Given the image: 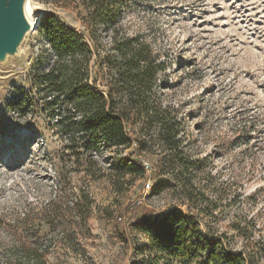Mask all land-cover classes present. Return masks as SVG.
Returning <instances> with one entry per match:
<instances>
[{
  "label": "rangeland",
  "instance_id": "1",
  "mask_svg": "<svg viewBox=\"0 0 264 264\" xmlns=\"http://www.w3.org/2000/svg\"><path fill=\"white\" fill-rule=\"evenodd\" d=\"M27 1L36 25L19 54L0 63V264H146L148 239L135 214L170 207L198 215L196 238L222 236L264 264V0L124 5L125 33L166 63L162 100L185 134L186 167L169 157L153 180L146 160L141 177L112 168L121 157L132 162L133 149L90 157L66 147L33 88L55 59L41 24L49 15L80 33L87 21L73 0H25V9ZM21 93L31 97L26 116L11 106ZM77 209L87 215L76 217ZM32 250L37 261L23 254ZM201 260L196 253L174 264Z\"/></svg>",
  "mask_w": 264,
  "mask_h": 264
},
{
  "label": "trees",
  "instance_id": "2",
  "mask_svg": "<svg viewBox=\"0 0 264 264\" xmlns=\"http://www.w3.org/2000/svg\"><path fill=\"white\" fill-rule=\"evenodd\" d=\"M73 1L78 14L87 21L81 34L45 15L41 31L55 59L33 80V88L66 147L90 157L102 150L133 149L129 154L132 162L121 157L112 168L119 171L126 167L130 174L141 177L145 172L142 160H146L152 180L157 177L158 166L169 157L185 168L181 122L162 100L168 88L160 83L166 63L141 37L125 33L121 12L128 0ZM30 105L29 93H21L11 106L26 116ZM185 199L190 201V195ZM85 213L77 209L76 217L84 218ZM135 217L136 228L148 239L146 264H174L196 253L202 257L200 264H256L254 251H234L222 236L206 233L196 238L198 215L178 207L158 214L138 212ZM241 230L239 225L234 227L243 237ZM23 254L28 258L32 255L35 261L41 255L37 250Z\"/></svg>",
  "mask_w": 264,
  "mask_h": 264
},
{
  "label": "water",
  "instance_id": "3",
  "mask_svg": "<svg viewBox=\"0 0 264 264\" xmlns=\"http://www.w3.org/2000/svg\"><path fill=\"white\" fill-rule=\"evenodd\" d=\"M31 29L25 16V0H0V63L19 54Z\"/></svg>",
  "mask_w": 264,
  "mask_h": 264
},
{
  "label": "bare ground",
  "instance_id": "4",
  "mask_svg": "<svg viewBox=\"0 0 264 264\" xmlns=\"http://www.w3.org/2000/svg\"><path fill=\"white\" fill-rule=\"evenodd\" d=\"M25 16L27 17V19L31 23L32 29H34V27L36 25V21H34L33 18L31 17V12L29 11V2L28 1L26 3Z\"/></svg>",
  "mask_w": 264,
  "mask_h": 264
}]
</instances>
